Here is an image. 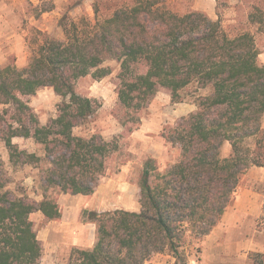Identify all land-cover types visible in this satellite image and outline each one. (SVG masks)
Returning a JSON list of instances; mask_svg holds the SVG:
<instances>
[{
    "label": "trees",
    "instance_id": "1",
    "mask_svg": "<svg viewBox=\"0 0 264 264\" xmlns=\"http://www.w3.org/2000/svg\"><path fill=\"white\" fill-rule=\"evenodd\" d=\"M249 21L261 26L264 17L252 14ZM58 26L64 39L40 33L42 42L24 68L0 67V138L9 162L13 167L41 162L12 143L24 138L43 146L48 164L40 201L7 191L0 166V264L39 263L42 249L30 216L40 213L47 221L61 217L48 197L50 189L90 196L98 187L118 146L99 134L88 139L74 135L99 108L75 88L87 76H109V61L120 68L118 101L134 113L161 88L170 91L172 103L191 85L208 93L196 98V110L168 135L179 149L177 160L163 173L153 159L144 163L140 211H85L84 222L96 228L95 243L90 249H74L67 264H146L162 254L175 264H187L186 238L209 235L231 204L240 178L251 167H264V65L257 63L253 35L230 36L220 19L199 11L178 15L164 0H134L94 23L63 16ZM42 88L62 98L57 117L45 126L23 100ZM226 142L231 151L223 157ZM249 258L264 264L262 254Z\"/></svg>",
    "mask_w": 264,
    "mask_h": 264
},
{
    "label": "rangeland",
    "instance_id": "2",
    "mask_svg": "<svg viewBox=\"0 0 264 264\" xmlns=\"http://www.w3.org/2000/svg\"><path fill=\"white\" fill-rule=\"evenodd\" d=\"M164 1L167 7L178 15L197 11L196 7L200 2V0ZM216 1L217 14H223L229 0ZM13 2L12 6L0 7V67L14 66L20 69L27 65L32 52L42 42L43 36L40 33L55 39H64L62 29L58 26L63 16H67L74 22L86 19L94 23L96 17L98 20H104L120 6L132 5L134 0H15ZM248 13L264 17V0L245 1L243 15H238L237 23L230 24L226 28L230 36L242 34L248 29L245 27L248 22L244 23ZM259 29L264 31V23L259 26ZM105 66L111 69L109 76L101 80H94L91 76H87L76 84L77 94L96 101L99 108L87 123L75 128L73 133L84 139H88L93 134H99L104 140L117 144V151L107 159L106 169L100 177L103 183L117 179L123 169L127 168L128 180L139 184L144 163L151 158L146 151L150 142L157 141L164 149L161 158H152L158 173H163L168 165L177 160L179 149L168 142V135L175 128L176 123L188 115L186 113L189 106L196 107V98L207 95L208 90H197L195 85H191L179 92L178 103H172L170 91L161 88L142 110L134 113L126 110L118 101L119 65L109 61ZM23 100L32 108L42 126L57 117L58 106L62 103V98L58 97L51 88H42L35 96L25 97ZM3 109L4 107L0 106V112ZM152 112L162 113L166 123L168 121L170 123L175 121V123L174 125L163 124V128L157 134H146L148 138L143 139H148V142L145 144L138 132L141 119L151 116ZM9 118V116L5 117L8 123L11 122ZM12 143L19 150L34 154L40 158L41 162L35 165L13 167L9 162V151L0 138V166L7 181L6 190L15 196L24 195L32 200L40 201L42 172L48 167L43 146L35 143L33 139L24 138H13ZM48 197L57 203L62 216L52 222L47 221L40 213L30 216L42 249L38 264H67L74 249H90L95 229L91 226L82 227L83 237L79 236V239L64 244L68 241L65 238L67 231L72 238L76 231L62 229L63 225L60 224L70 225L73 228V225L80 226L83 222L82 217L79 218L76 212L73 213L78 205L77 198L70 195L62 196L58 189H50ZM118 201L120 202V199ZM119 207L120 205L111 206L112 211L119 210ZM190 241L186 238L185 246ZM169 261L168 254H162L153 256L146 264H168Z\"/></svg>",
    "mask_w": 264,
    "mask_h": 264
},
{
    "label": "crops",
    "instance_id": "3",
    "mask_svg": "<svg viewBox=\"0 0 264 264\" xmlns=\"http://www.w3.org/2000/svg\"><path fill=\"white\" fill-rule=\"evenodd\" d=\"M13 1L15 0H0V7L12 6L14 5ZM245 1L229 0L227 8L220 15L217 14L216 0H200L196 10L204 13L212 20L220 19L226 31L230 24L237 23L238 15H243ZM248 18L249 13L244 19V23L248 22L245 26L248 29L243 33L247 32L253 35L258 50L257 63L262 66L264 65V31L259 29L260 25L249 22ZM195 110L196 107L189 106L186 114ZM174 123L175 121L166 123L162 113L152 112L151 116L141 119L138 134L142 139L148 138L146 134H157L164 125H174ZM262 129L264 130V116L262 118ZM143 140L147 144L148 139ZM146 151L150 154L151 159H158L161 158L164 149L161 143L156 141L154 143L150 142ZM230 151V144L228 142L224 143L222 156L228 157ZM127 171V168L123 169L115 180H107L104 183L100 180L94 194L90 196L63 193L62 196L70 195L77 198L78 205L74 208L73 213L76 212L79 218H83L85 211L98 213L112 211L111 206L114 205H120L119 210L139 212V187L137 183L128 180ZM60 213L62 216L61 211ZM60 225H63L62 229H74L76 231L74 238L67 231L65 238L68 241L64 244L79 239V236L83 237L82 227L91 226L96 230L95 225L84 222V219L80 226L76 224V226L73 225V228L70 225ZM188 238L191 241L184 248L187 255V264H253L249 258L250 254L264 255V167H251L240 178L231 204L209 235L201 240ZM94 243L95 231H93L89 248L93 247ZM168 259L170 260L168 264H175L173 257L168 255Z\"/></svg>",
    "mask_w": 264,
    "mask_h": 264
}]
</instances>
